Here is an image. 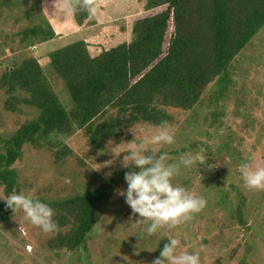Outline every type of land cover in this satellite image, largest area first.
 <instances>
[{
    "label": "rangeland",
    "instance_id": "1",
    "mask_svg": "<svg viewBox=\"0 0 264 264\" xmlns=\"http://www.w3.org/2000/svg\"><path fill=\"white\" fill-rule=\"evenodd\" d=\"M7 1L0 0V81L3 67L19 64L35 52L47 80L68 111L73 102L63 80L50 65L51 53L76 41L84 40L92 45V50H100L127 40L131 33L120 29L129 28L146 3V0H100L103 11H97L98 23L80 26L73 12L65 14L63 10L64 4L71 5L69 0H42L41 19L47 18L56 36L28 49L20 44L18 33L33 22L39 23V11L35 12L38 1L10 0L6 4ZM106 3L117 6L110 9ZM118 9L119 13L115 12ZM238 59L231 68L229 88L217 90L213 95L211 85L202 98L203 106L191 111L174 110V119L167 126L174 132L175 143L156 146L158 154H167L169 163L178 162L184 153L205 159L190 169H182L173 178L174 184L207 200L206 207L194 214L191 221L165 228L164 235L158 232L145 237L142 218L134 216L124 197L118 195L127 188L125 182L105 206L86 243L75 251L46 247L54 233L33 226L22 212H17L16 218L12 212L7 221L0 222V264H154L164 238L180 240L177 254L198 251L201 264H264V190L244 188L239 171L245 162L252 167L264 166V28ZM6 97L0 92L1 147L26 119L38 116L35 108L27 106L21 112L6 111ZM141 127L145 129L144 136L136 139L133 133L129 142L108 148L106 154L91 153L80 130L71 135L53 134L50 140L55 150L65 144L75 154L60 164L55 163L48 148L25 146L23 157L12 165L18 173L17 187L8 194L0 182V200L6 202L11 194L24 193L50 203L98 187L124 168L123 158L130 154V148L157 128L152 124ZM224 189L227 197L223 195ZM237 210L241 211L244 224L233 216ZM245 210L247 213L242 212ZM225 223L227 227L223 228Z\"/></svg>",
    "mask_w": 264,
    "mask_h": 264
},
{
    "label": "trees",
    "instance_id": "2",
    "mask_svg": "<svg viewBox=\"0 0 264 264\" xmlns=\"http://www.w3.org/2000/svg\"><path fill=\"white\" fill-rule=\"evenodd\" d=\"M37 1L39 23L18 33L20 44L28 49L56 36L47 18L41 19L42 0ZM99 1L95 0L97 11L102 10ZM114 5L107 7L115 9L117 3ZM73 13L80 26L99 21L98 14ZM139 13L129 28L120 29L131 36L117 45L92 50L82 40L51 53L50 65L73 102L69 111L47 80L35 52L19 64L3 67L0 92L7 95L5 110L21 112L27 106L38 111L37 117L26 119L0 146V182L6 193L17 187L18 173L12 165L23 157L25 146L48 148L60 164L75 154L65 144L55 150L50 140L53 134L71 135L80 130L91 153L106 154L108 148L129 142L133 125H168L174 110L200 108L209 86L214 88L213 95L229 88L233 63L264 28V0H146ZM19 91L23 93L17 94ZM134 170L138 171L131 165L115 171L108 181L70 198L50 203L42 200L54 209L58 225L46 247L80 249L114 192L126 182L125 174ZM231 187L236 188L232 183ZM226 192L224 189L227 197ZM239 210L233 216L244 224ZM11 214L0 200V222ZM167 243V238L161 240L158 257Z\"/></svg>",
    "mask_w": 264,
    "mask_h": 264
},
{
    "label": "clouds",
    "instance_id": "3",
    "mask_svg": "<svg viewBox=\"0 0 264 264\" xmlns=\"http://www.w3.org/2000/svg\"><path fill=\"white\" fill-rule=\"evenodd\" d=\"M63 10L65 14L85 11L90 17H95L97 4L95 0H76L74 4H64ZM130 131L135 134L136 139L145 135V129L138 125H133ZM174 143V132L166 124H162L141 143L130 148V154L123 158L124 168L131 164L138 171L125 174L127 188L120 190L118 195L124 197L134 216L138 214L142 218L146 225L143 229L145 237L155 236L158 232L164 235L165 228L191 221L194 214L201 212L207 205V200L203 196L194 195L186 188L173 183V178L179 175L182 169H190L194 164H199L205 159L184 153L178 162L169 163L167 154H158L156 146L162 147ZM115 153L119 155L121 152ZM251 159L252 157H249L248 161ZM239 171L244 188L264 190V166L252 167L250 162H245L241 164ZM5 200L7 208L14 213V218L17 212H22L25 220L43 232L57 231L55 212L50 204L32 194L24 193L11 194ZM167 240L168 243L164 245L154 264H165V262L166 264H201L198 251L177 254L180 240L176 238H167Z\"/></svg>",
    "mask_w": 264,
    "mask_h": 264
}]
</instances>
